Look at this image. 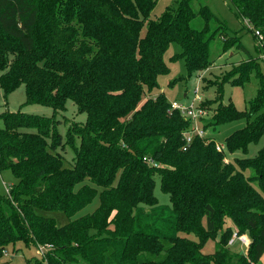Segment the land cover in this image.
Wrapping results in <instances>:
<instances>
[{
  "label": "trees",
  "instance_id": "16d2710c",
  "mask_svg": "<svg viewBox=\"0 0 264 264\" xmlns=\"http://www.w3.org/2000/svg\"><path fill=\"white\" fill-rule=\"evenodd\" d=\"M190 1L174 0L150 19L156 0H0V89L7 96L23 84L25 103L53 109L49 117L0 114V171L18 181L9 196L0 194V257L21 242L47 247L48 264H258L264 147L224 162L212 140L195 136L187 144L191 121L163 93L152 94L168 74L170 43L180 47L171 60H183L188 78L212 62L217 16ZM227 1L254 38L261 34L255 50L264 54V0ZM195 17L199 29L190 25ZM221 35L222 52L233 46L244 56L224 81L241 87L253 73L259 87L244 110L219 98L199 106L211 110L213 126L245 121L223 141L228 154H245L264 134V75L235 36ZM67 100L86 118L63 142L56 113ZM63 143L73 153L68 166ZM155 178L169 206L158 204ZM95 196L97 207L75 217ZM55 211L68 221L58 226L46 216ZM218 233L214 252H201ZM233 234L248 236L246 253H230Z\"/></svg>",
  "mask_w": 264,
  "mask_h": 264
},
{
  "label": "rangeland",
  "instance_id": "374dc122",
  "mask_svg": "<svg viewBox=\"0 0 264 264\" xmlns=\"http://www.w3.org/2000/svg\"><path fill=\"white\" fill-rule=\"evenodd\" d=\"M174 0H156L154 8L149 14L150 19H155L165 10L167 6H171ZM191 7L196 11L202 6H207L209 10L217 16V22H211L210 29L215 31V38L213 46L211 48V64L206 69L194 73L189 78L186 77V69L182 59L171 60L174 54L180 52V47L176 43H170L163 55V61L168 69V74L158 76L157 81L159 84L158 89L153 91V95L163 93L168 102L177 101L179 103L188 104L194 97V103L199 104L205 100H214L219 98L220 103L226 105L232 103L236 109L244 110L248 106L250 101L257 90L258 80L254 74L250 75V81L245 83L241 87L231 86L228 82L224 81V76L236 63L241 62L244 56L241 53H237L234 47L231 46L227 51H221V40L226 36L222 33L235 36V39L239 41L251 54L252 58L256 60L260 65V69L264 75V54L255 50V46L261 47L259 40L254 38V34L250 30L251 25L247 21H240L233 13L230 4L227 0H191ZM191 27L199 29L202 27V20L200 17H195L190 22ZM183 76V78H181ZM223 83V92L220 97L218 88L219 84ZM197 87V89H196ZM196 89V90H195ZM196 92V94L194 93ZM213 105L212 107H214ZM200 107V106H199ZM201 108V107H200ZM203 110V116L200 121L196 123V127L202 131L203 138L212 140L217 144L224 152V162H233L237 158L253 157L259 149L264 147V134L255 143L248 145L247 152L245 154L241 152H234L228 154L224 149V139L233 131L242 128L245 125V121L242 119L227 122L221 125H212V112L208 108H201ZM21 112L31 115H41L49 117L53 114V109L48 106L39 104L25 103V87L19 85L7 96H4L0 89V114L4 112ZM57 119L60 121L58 130L63 137V142L67 134H73L82 126L85 122L86 115L83 112H78L74 103L67 100L65 103V109L56 113ZM74 142H76V134L73 135ZM223 148V149H222ZM63 149L59 150L63 157L64 165L68 166L72 161L73 153L69 145L63 143ZM220 150V151H221ZM245 176H252V169L246 168L244 170ZM17 179L13 176L10 170L0 171V194L9 196L10 188L16 187ZM252 185L257 187V183L253 182ZM99 190V188H97ZM153 193L158 199V204L169 206L168 196L159 188V180L155 178V185ZM98 205V197L95 196L91 203H89L83 210L78 212L75 217L81 216L87 213H91ZM145 209H148L145 207ZM55 219L58 226L65 224L68 219L62 212L55 211L46 214ZM226 226H230L234 231V227L229 220L225 222ZM220 233L216 238L209 239L203 246L201 252L212 253L216 249L217 240H219ZM228 245L230 253H246L250 240L246 234L240 235L234 238ZM191 240H197L193 235H188ZM243 240V241H242ZM14 249V250H13ZM8 247L5 253H2L0 257V264H48L46 260L47 247L43 246H24L23 243L18 242L15 247ZM258 264H264V253L258 261Z\"/></svg>",
  "mask_w": 264,
  "mask_h": 264
},
{
  "label": "built area",
  "instance_id": "2783aa9c",
  "mask_svg": "<svg viewBox=\"0 0 264 264\" xmlns=\"http://www.w3.org/2000/svg\"><path fill=\"white\" fill-rule=\"evenodd\" d=\"M255 35H256L257 39L259 40L258 42L260 43L262 41L261 34H259L257 31H255ZM196 89H197V87H196ZM194 93L196 94V92H194ZM195 99L196 98L194 97L186 105L183 104V103L181 104V103H179L177 101L170 102V108L171 109L178 110L180 112V114L183 116L184 119H188V120L191 121L192 129L189 130L188 132L184 133V138H185V141H186L187 144L190 143L195 136H198V137H201V138H203V136H204V135H202V131L199 130L196 127V123L198 121H200V118L203 116L202 114L204 112H203V110L197 104L194 103V100ZM215 146H216V150L217 151H220L221 150L220 147L217 144H215ZM236 237L237 236L235 235L234 238H236ZM231 240L232 239H230V241ZM228 243L230 244L231 242H228ZM3 253H5V250L3 251Z\"/></svg>",
  "mask_w": 264,
  "mask_h": 264
}]
</instances>
